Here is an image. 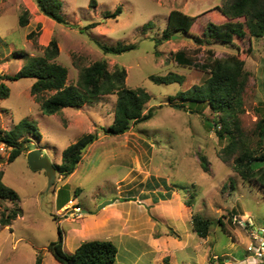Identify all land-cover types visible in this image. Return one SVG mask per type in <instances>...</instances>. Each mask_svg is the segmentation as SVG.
I'll list each match as a JSON object with an SVG mask.
<instances>
[{
    "label": "rangeland",
    "instance_id": "obj_1",
    "mask_svg": "<svg viewBox=\"0 0 264 264\" xmlns=\"http://www.w3.org/2000/svg\"><path fill=\"white\" fill-rule=\"evenodd\" d=\"M61 1L66 23L46 16L35 0H0V77L17 73L26 63L25 55H42L56 38V61L68 67V84L77 85L81 68L105 59L110 70L116 64L126 69L127 85L150 94L147 107L154 108L155 115L124 134L112 135L104 129L113 122L115 95L46 115L40 103L53 91L32 94L30 77L2 79L10 95L0 98V129L9 130L28 118L43 139L27 135L31 143L24 145L41 148L54 164H63L68 145L84 135L96 137L82 148L77 169L68 176L56 174L51 187L46 171L29 165L28 150L9 162L10 147L0 144L2 180L18 194L2 202L22 210L10 226L0 229V264H35L38 254L44 264H60L48 249L59 238V228L68 253L83 240L111 239L118 247L115 264L264 263V258H248L246 248L253 241L252 232L264 228V184L256 178V183L244 181L236 172L234 156L222 160L220 151L228 140H220L204 119L216 113L208 103L202 107L191 100L194 95L187 92L205 83L211 55L226 58L238 53L236 47L207 42L202 35L207 24L227 20L213 9L231 0ZM117 6L121 12L112 15ZM174 9L195 16L196 22L189 33L164 39ZM21 15L28 18L25 26L19 24ZM92 23L96 26H89ZM130 44L136 46L120 53H106L101 46ZM178 51L189 64H181ZM243 58L252 75L240 125L249 137L256 129L260 101L264 106V37L247 39ZM169 73L182 75V83L158 80ZM252 138L256 146L257 136ZM200 155L206 157L210 172L203 170ZM61 187L71 199L62 209L55 196ZM2 210L0 203V217ZM194 214L214 222L207 238L193 230ZM151 230L159 249L153 245L156 241L140 235Z\"/></svg>",
    "mask_w": 264,
    "mask_h": 264
},
{
    "label": "trees",
    "instance_id": "obj_2",
    "mask_svg": "<svg viewBox=\"0 0 264 264\" xmlns=\"http://www.w3.org/2000/svg\"><path fill=\"white\" fill-rule=\"evenodd\" d=\"M40 11L46 16L59 23H66L61 14V0H35ZM95 0H91L90 4ZM122 7L112 15L121 12ZM219 12L225 22L216 24L209 23L202 35L207 42H218L236 47L238 53L226 58L211 55L208 62V75L204 84L192 88L191 100L208 103L212 111L216 113L213 119L205 116L208 126L214 127L220 140L227 139L228 142L220 152L221 158L228 161V156H234L236 172L244 181L264 184V106L257 107L259 113L257 125L252 136H257L256 146L252 136L246 137L241 129V113L245 111L244 95L248 90L247 85L252 75L245 69L244 44L247 39H261L264 37V0H231L226 6L213 9ZM196 22V17L174 9L170 12L168 24L164 30V39L171 38L172 34L182 32L189 33ZM28 23L26 15L19 17L20 26ZM89 26H96L92 23ZM32 32L29 36H32ZM200 40V39H198ZM201 41V40H200ZM106 53H120L125 49H132L136 45L130 44L123 48L101 45ZM251 51L252 48L250 47ZM59 55V46L56 38L51 39L44 48V53L39 56H26V63L14 75H1L0 98L10 95L9 86L2 79L17 80L24 77L34 79L31 93L38 95L43 92L53 91L48 97L43 98L40 109L43 114L52 115L59 110L71 107L79 108L86 101H96L103 95H115L116 103L113 122L105 128V132L112 135H121L128 132L133 125L150 120L155 115L154 108H148L147 104L151 98L150 94L142 88H132L126 83V69L116 64L110 70L105 59L97 60L89 66L81 68L77 85L68 84V67L56 61ZM182 65L189 64L182 51L175 53ZM158 80L165 82L176 81L182 83L183 76L169 73L159 77ZM82 89L83 91H80ZM183 94V93H182ZM184 106V104H181ZM206 106V105H205ZM27 135L41 139L42 135L28 118L17 122L12 128L0 129V144L10 147L8 161L11 162L31 146ZM96 134L82 136L78 141L68 145L62 152L63 164H55L57 174L68 176L72 174L80 163L83 152L82 148L89 142L95 140ZM201 166L204 171L210 172L208 161L204 155H200ZM57 178V176H56ZM253 178H256L257 181ZM3 171H0V203L3 207L0 217V229L10 226L22 210L18 207L10 208L3 204V199H17V192L3 182ZM253 179V180H252ZM55 183V182H54ZM231 186L234 182L231 181ZM61 187L57 194L59 208L64 207L71 200L65 196ZM220 224L224 223L219 219ZM213 221L201 214H194L192 218L193 230L202 238H207L211 232ZM223 231L226 229L223 228ZM170 233H175L171 231ZM178 236V234L176 233ZM49 251L60 264H115L118 247L111 239L83 240L73 253L65 250L64 235L59 228V238L49 243ZM221 258V257H220ZM223 261V258H221ZM167 262V259L165 258ZM35 264H44L42 254H38ZM264 264V263H262Z\"/></svg>",
    "mask_w": 264,
    "mask_h": 264
},
{
    "label": "water",
    "instance_id": "obj_3",
    "mask_svg": "<svg viewBox=\"0 0 264 264\" xmlns=\"http://www.w3.org/2000/svg\"><path fill=\"white\" fill-rule=\"evenodd\" d=\"M26 157L32 169H44L46 171L49 178V187L53 186L56 179L57 168L50 157L48 155H42L41 148L28 150Z\"/></svg>",
    "mask_w": 264,
    "mask_h": 264
},
{
    "label": "crops",
    "instance_id": "obj_4",
    "mask_svg": "<svg viewBox=\"0 0 264 264\" xmlns=\"http://www.w3.org/2000/svg\"><path fill=\"white\" fill-rule=\"evenodd\" d=\"M42 139H43V138H42ZM124 192H125V191H123V193H124ZM125 194H126V193H125ZM125 194H124V195H121V196H122V197H125V196L127 197V196H129V195H125ZM142 194H143V193H142ZM56 195H57V191H56V193H55V196H56ZM119 196H120V195H119ZM121 196H120V197H121ZM147 198H148V197H147V196L145 195V193H144V198H143V199L146 200ZM136 202L138 203V201H132L131 203H132V204L134 203V205H135ZM62 208H63V207H62ZM62 208H61V209H62ZM123 231H124V230H123ZM123 231H122V232H123ZM122 232H119V233L121 234ZM129 232H130V231H129ZM132 232L135 233L134 236L139 237V236L136 234V233H139L138 229H133ZM126 233H127V232H126ZM195 233H196V232H195ZM140 235H141V236H143V235H147L146 237H150V239L153 240V242L156 241L153 245H154L155 247H157V249H159V246L157 245V241H158V240H156V239H158V238H155V237L153 236V230L149 231V232L146 233V234H145V233H144V234L142 233V234H140ZM138 240H139V239H138ZM142 241H143V240H142ZM143 242H144V241H143ZM146 244H147V247H148V248H151L150 243H148V241H146ZM78 245H79V244H78ZM78 245H75L74 248L71 249V250L74 252L75 249L78 247Z\"/></svg>",
    "mask_w": 264,
    "mask_h": 264
},
{
    "label": "built area",
    "instance_id": "obj_5",
    "mask_svg": "<svg viewBox=\"0 0 264 264\" xmlns=\"http://www.w3.org/2000/svg\"><path fill=\"white\" fill-rule=\"evenodd\" d=\"M77 210H80V207L77 205ZM257 239V236H255ZM248 250L252 252L253 256L256 257H263L264 256V238L261 237L258 242L257 245H250L248 247Z\"/></svg>",
    "mask_w": 264,
    "mask_h": 264
},
{
    "label": "clouds",
    "instance_id": "obj_6",
    "mask_svg": "<svg viewBox=\"0 0 264 264\" xmlns=\"http://www.w3.org/2000/svg\"><path fill=\"white\" fill-rule=\"evenodd\" d=\"M251 236H252V238H253V241H252V243L250 244L249 243V245H247V251H248V258H254V259H259L260 261H261V259H263L264 258V256L263 257H261V258H259V257H256V256H253V254H252V252L251 251H249L248 250V247L250 246V245H257V242H258V240L261 238V237H263L264 238V228L261 230V231H253L252 232V234H251ZM255 236H257V239H256V237ZM245 262H247L248 263V261H245ZM249 264H251V263H249Z\"/></svg>",
    "mask_w": 264,
    "mask_h": 264
}]
</instances>
